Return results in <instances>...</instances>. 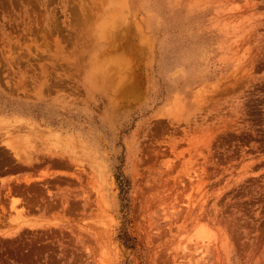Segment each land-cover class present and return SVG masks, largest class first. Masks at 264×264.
I'll use <instances>...</instances> for the list:
<instances>
[{"label": "rangeland", "instance_id": "rangeland-1", "mask_svg": "<svg viewBox=\"0 0 264 264\" xmlns=\"http://www.w3.org/2000/svg\"><path fill=\"white\" fill-rule=\"evenodd\" d=\"M0 264H264V0H0Z\"/></svg>", "mask_w": 264, "mask_h": 264}, {"label": "bare ground", "instance_id": "bare-ground-1", "mask_svg": "<svg viewBox=\"0 0 264 264\" xmlns=\"http://www.w3.org/2000/svg\"><path fill=\"white\" fill-rule=\"evenodd\" d=\"M19 136L20 135L18 134L17 138L15 140H12L13 142L12 141L5 142L4 143L5 147L10 151L11 155L16 159V161L21 162L24 165H28V167L29 166L32 167L34 165V163L37 162L36 161L37 159H34L35 157L33 158V152H35V153L38 152L35 149L36 146L34 147L33 144H32L33 146L31 145V140L24 139V137L22 135L20 137ZM16 144H19V145H16ZM34 160H35V162H34ZM54 161H57V159H55ZM59 161L60 160H58V162ZM28 182H30V180ZM16 203H17V201L14 202V205Z\"/></svg>", "mask_w": 264, "mask_h": 264}]
</instances>
